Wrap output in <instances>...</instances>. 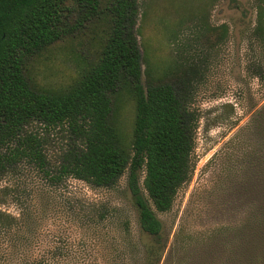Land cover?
Segmentation results:
<instances>
[{"label":"rangeland","instance_id":"374dc122","mask_svg":"<svg viewBox=\"0 0 264 264\" xmlns=\"http://www.w3.org/2000/svg\"><path fill=\"white\" fill-rule=\"evenodd\" d=\"M108 21L100 15L32 57L26 67L32 85L46 92L72 85L96 60ZM135 29L143 84L172 83L195 125L191 178L172 208L158 213L164 257L183 264H264V169L251 167L249 156L264 145V120L256 133L244 129L264 106V0H139ZM113 103L111 120L130 143L136 106L129 84ZM23 133L41 137L46 166L22 158L0 171V211L11 215L0 213V264H20L10 250V238L18 236L31 249L78 243L98 249L96 261L127 264L134 241L145 239L128 172L111 187L70 176L56 180L72 142L67 127L32 122Z\"/></svg>","mask_w":264,"mask_h":264},{"label":"trees","instance_id":"16d2710c","mask_svg":"<svg viewBox=\"0 0 264 264\" xmlns=\"http://www.w3.org/2000/svg\"><path fill=\"white\" fill-rule=\"evenodd\" d=\"M100 15L108 18L109 31L96 60L67 89L37 90L26 72L28 61ZM138 17L139 0H0V171L22 158L45 168L42 139L23 133L26 125L67 127L72 142L54 179L70 176L111 187L128 172L145 239L134 241L126 263L183 264L164 257L167 243L158 213L172 208L178 190L191 178L195 125L172 83L143 84ZM126 84L136 106L130 143L111 120L113 95ZM263 120L264 106L244 129L256 133ZM249 156L251 167L264 169V145ZM10 239L20 264H106L96 261L95 247L49 243L36 250L21 245L19 236Z\"/></svg>","mask_w":264,"mask_h":264}]
</instances>
